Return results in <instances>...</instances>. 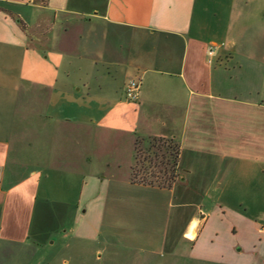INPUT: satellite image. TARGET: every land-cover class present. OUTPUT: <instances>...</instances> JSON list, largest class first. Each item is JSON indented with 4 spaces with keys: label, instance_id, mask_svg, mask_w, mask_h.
<instances>
[{
    "label": "crops",
    "instance_id": "1",
    "mask_svg": "<svg viewBox=\"0 0 264 264\" xmlns=\"http://www.w3.org/2000/svg\"><path fill=\"white\" fill-rule=\"evenodd\" d=\"M151 138L178 145L169 187L131 180ZM248 193L264 203V0H0L2 259L143 237L149 258L264 264Z\"/></svg>",
    "mask_w": 264,
    "mask_h": 264
},
{
    "label": "rangeland",
    "instance_id": "2",
    "mask_svg": "<svg viewBox=\"0 0 264 264\" xmlns=\"http://www.w3.org/2000/svg\"><path fill=\"white\" fill-rule=\"evenodd\" d=\"M154 139H156L154 141ZM141 141V140H140ZM151 144H154V146H151ZM177 148V143L173 139L169 138H151L143 141L142 143L138 144V158H139V165H137V168H143L145 169L147 174L154 173V175H158V171L160 170L161 173L164 171L166 167H171V165H174L172 163V156L171 153H173ZM167 159L170 161L168 165L165 164V161ZM146 160H150L151 164L149 165ZM143 161V163H142ZM162 162V163H161ZM145 167H143V165ZM156 165V167H154ZM175 172V170H174ZM162 176V175H161ZM177 178V174L175 179ZM155 179V178H154ZM236 195V194H235ZM241 195V194H240ZM236 197V196H235ZM234 204H237L241 207V210L250 214L257 215V211L263 212L264 211V203L261 206L259 205V199L258 195L256 193H248L247 195H244L243 197H237V200L232 201ZM239 203H243L244 205H239ZM245 206H248L251 211L245 209ZM262 208L261 210L259 209ZM254 210V211H253ZM263 210V211H262ZM73 212V208H69L67 211L66 218L69 221L71 219ZM260 221L264 223V216L261 215L259 217ZM139 245L137 247V253L133 251L126 250L125 248H121V254L116 256H111V258L107 261L99 260L93 256V252L97 250L95 246L90 245H82V250L86 251L87 256L84 257V264H192L188 260H185L183 258L178 259V261H174L171 259L168 255H166L164 252L157 251L155 255H152L150 258L149 256H146L143 251H145L148 246L146 245V239L141 237L139 239ZM122 242L124 243L125 240L123 239ZM66 243L69 244V249H75L76 242L72 241L71 239H66ZM58 246L55 245L54 247L48 248L46 252H44L42 255H35L29 256L28 253H21L19 256L14 257H8L7 260L2 259L0 257V264H62L61 261L63 258H67L66 253L68 250H61L57 253ZM101 248V247H99ZM101 250V249H100ZM142 251V252H141ZM112 259V260H111ZM114 259V260H113ZM72 264V263H71Z\"/></svg>",
    "mask_w": 264,
    "mask_h": 264
},
{
    "label": "trees",
    "instance_id": "3",
    "mask_svg": "<svg viewBox=\"0 0 264 264\" xmlns=\"http://www.w3.org/2000/svg\"><path fill=\"white\" fill-rule=\"evenodd\" d=\"M155 140L156 139H154V141ZM142 142H143V140H141V141L137 140L135 143V161H134V164L131 168V180L134 182L150 184V185H158V186H163V187L171 186L173 181L175 180V177H176V163L178 160V152H179L178 151V145H177L176 150L173 153H171L172 163L174 165H171V167H166L162 173L159 170L158 175H154V173L147 174L145 172L146 170L143 168H140V169L137 168V165H139V162H140L139 158H138L137 146H138V144H140ZM151 146H154V144H151ZM146 162L149 165L151 164L150 160L149 161L146 160ZM169 162L170 161L167 159V161H165V164L168 165ZM142 163H143V161H142ZM143 167H145V165H143ZM154 167H156V165H154ZM174 170H175V172H174Z\"/></svg>",
    "mask_w": 264,
    "mask_h": 264
},
{
    "label": "built area",
    "instance_id": "4",
    "mask_svg": "<svg viewBox=\"0 0 264 264\" xmlns=\"http://www.w3.org/2000/svg\"><path fill=\"white\" fill-rule=\"evenodd\" d=\"M212 53V51H210ZM140 81L130 80L125 87V98L130 101H136L139 98Z\"/></svg>",
    "mask_w": 264,
    "mask_h": 264
}]
</instances>
